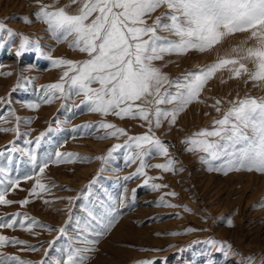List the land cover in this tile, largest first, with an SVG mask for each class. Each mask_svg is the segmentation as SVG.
Segmentation results:
<instances>
[{
	"label": "rangeland",
	"instance_id": "obj_1",
	"mask_svg": "<svg viewBox=\"0 0 264 264\" xmlns=\"http://www.w3.org/2000/svg\"><path fill=\"white\" fill-rule=\"evenodd\" d=\"M54 3L55 0H39V3L37 0H0V23L5 25V30L0 31V115L4 117L0 119V128L17 125L9 109L21 118L19 135L13 131H0V150L5 152L0 163L7 166L8 150L13 144L19 149H31L41 133L45 135L37 150L38 155L55 151L77 155L71 163L50 164L45 170L42 182L50 191L31 195L36 181L34 176L27 181L21 179L19 188L7 193L6 198L14 203L0 205V219L6 222L20 214L18 220L26 215L30 218L26 223L33 220L38 223L31 231L18 226L0 228V235L27 242L10 244L0 252L33 264L42 261L53 264L60 258L61 250L72 242L69 238L76 237L75 221L86 216L85 206L100 200L111 203L108 198L112 197L117 206L123 199L121 218L96 245L98 250L89 254L92 259L87 264H140L141 261L152 264H248L250 257H254L253 264H262L264 206L258 205L264 202V174L241 171L224 175L209 171V166L200 159L206 154L186 151L188 145L183 141L202 129H211L213 121L221 119L231 107L229 102L237 97H264V82L252 81L247 74L233 78L229 71L231 66L218 70L200 95L203 103H191L179 114L175 125L164 120L159 129L153 127L156 136L168 146L169 156L154 155L148 163H165L171 158L178 161L175 167L183 171L163 172L153 167L146 169L148 175L162 179L152 180L148 185H144V176L125 180L123 178L131 176L139 166V162L126 163V148L115 151L107 162L96 157L107 156L114 145L124 144L127 138L99 139L103 131L82 126L111 122L135 136L148 132L146 122L88 112L84 106H76L84 99L83 96L67 102L63 99L51 103L42 101V86L58 82L65 70L54 67L48 55L53 59L87 58L86 54L70 48L67 42L57 43L48 26L37 19L35 13L41 4ZM68 4L70 0H59L55 6L59 8ZM78 7L72 5L68 11L75 13ZM165 12L166 6L158 9L148 19V24L151 25ZM25 17L31 23L25 22ZM7 29H12L16 35L9 36ZM158 34L176 39L165 31ZM248 36L249 33H238L209 51L166 54L163 60L155 63L170 79H182L188 73L198 72L215 63L220 57L234 56L231 49L241 46ZM24 37L28 38L29 44L18 57L16 52ZM255 43V40H248L244 46L251 47ZM245 63L250 71L255 70L253 62ZM217 99L223 101L220 112L212 107ZM27 103H38L40 107L32 110L25 106ZM29 120L30 123L27 122ZM50 128L55 131H49ZM28 140L33 141V145L27 144ZM27 159L23 152L13 154L10 166L13 177L17 173L20 177L31 174ZM218 163L213 162L214 166ZM152 183L167 187L153 190L150 187ZM171 192L177 195H166ZM161 197L178 207L160 203ZM25 199L30 202L21 205L20 201ZM184 206L191 211H185ZM228 219L234 221V227L228 226ZM62 227L65 228L64 234L58 231ZM189 228L195 231L186 232ZM174 232L181 234L172 235ZM221 245L226 249L230 245V250L221 251ZM29 246L38 250L32 251ZM76 246L81 245L77 243Z\"/></svg>",
	"mask_w": 264,
	"mask_h": 264
},
{
	"label": "snow or ice",
	"instance_id": "obj_2",
	"mask_svg": "<svg viewBox=\"0 0 264 264\" xmlns=\"http://www.w3.org/2000/svg\"><path fill=\"white\" fill-rule=\"evenodd\" d=\"M37 2L39 3V0ZM58 2L59 0H55V3ZM55 3L41 4L39 11L35 13L37 19L48 26V31L57 43L67 42L70 48L86 54L87 58L53 59L48 55L47 58L52 60L54 67H62L65 70L58 82L42 86V101L51 103L63 99L67 102L83 96L84 99L76 106H84L88 112L104 117L114 115L120 119H139L146 122L148 132L135 136L129 135L126 129L111 122L101 121L95 126H82L94 131H103L99 139L127 138L124 144L114 145L107 156L96 157L107 162L115 151L126 148V163L131 165L139 162V166L131 176L124 177L125 180L144 176V185H148L152 180L162 179L163 177L148 175L146 169L153 167L163 172L183 171L182 168L175 167L178 161L171 158L165 163H148V159L154 155L169 156L168 146L156 136L153 127L159 129L164 120H168L170 125H175L179 114L191 103H203L200 95L218 70L231 66L229 71L233 78L247 74L252 81L264 82V0H70V4L59 8H56ZM72 5H79L75 13L68 11ZM165 6L167 12L156 17L149 25L148 19L152 14ZM24 20L31 23L27 17ZM4 30L5 25L0 23V31ZM160 31L168 32L176 39L161 36L158 34ZM7 32L9 36L16 35L12 29H7ZM238 33H249V36L241 46L231 49V52L235 53L234 56L220 57L215 63L198 72L188 73L182 79H170L155 63L163 60L166 54L184 55L190 50L209 51L226 38ZM248 40H255V45L245 47ZM28 44V38L24 37L16 52L18 57L23 54ZM37 50L39 51V48ZM245 61L253 62L255 70L250 71ZM222 103L223 101L217 99L212 107L220 112ZM229 103L231 107L221 119L213 121L211 129H202L183 141L188 145L186 151L205 153L200 159L209 166V171L224 175L241 171L264 174V97H237ZM168 105L173 107H166ZM25 106L38 110L40 104L27 103ZM9 111L15 116L17 125L14 128H0V131H13L19 135L21 118L16 116L13 110ZM3 118L0 115V119ZM27 122L30 123L31 120ZM49 131L55 129L50 128ZM44 135L45 133H41L36 138L31 149H19L13 144L8 150L7 166L0 163V205L14 203L7 199L6 195L10 190L19 188L21 179L27 181L36 177L35 187L31 192L33 196L50 191L42 182L45 170L50 164L73 162V157L77 154L55 151L38 155L37 150L41 147ZM26 143L33 145L31 140ZM16 152L27 155L31 174L20 177L17 173L15 177L12 176L10 166ZM4 156L5 152L0 150V158ZM216 161L219 163L214 166L213 162ZM150 187L158 190L167 185L152 183ZM166 195L177 194L171 192ZM108 200L111 203L100 200L85 206L86 216L75 221L76 237L69 238L72 242L61 250L60 258L53 264H87L92 259L89 254L98 250L96 245L112 231L121 218L123 199L119 206L112 197ZM29 202L28 199L20 201L21 205H27ZM160 203L168 207H178L164 201L163 197ZM258 206H264V202ZM184 207L185 211H191L187 206ZM19 215L15 214L6 222L0 219V228L18 226L31 231L38 223L34 220L26 223L30 219L26 215L18 220ZM227 224L229 227L235 226L232 219H228ZM58 231L64 234L65 228L62 227ZM192 231L195 229L186 230ZM26 243L0 235V249L10 244ZM77 243L81 246L77 247ZM29 249L38 250L34 246H29ZM226 250H230V245L227 249L221 245V251ZM253 261L254 257L248 258V264H253ZM0 264L33 262L0 252ZM140 264L152 262L141 261Z\"/></svg>",
	"mask_w": 264,
	"mask_h": 264
}]
</instances>
